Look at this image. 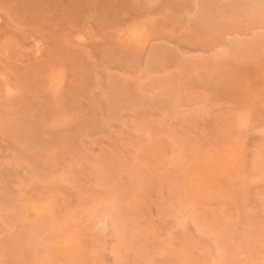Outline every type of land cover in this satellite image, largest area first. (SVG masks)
<instances>
[{
  "label": "rangeland",
  "instance_id": "374dc122",
  "mask_svg": "<svg viewBox=\"0 0 264 264\" xmlns=\"http://www.w3.org/2000/svg\"><path fill=\"white\" fill-rule=\"evenodd\" d=\"M0 264H264V0H0Z\"/></svg>",
  "mask_w": 264,
  "mask_h": 264
}]
</instances>
